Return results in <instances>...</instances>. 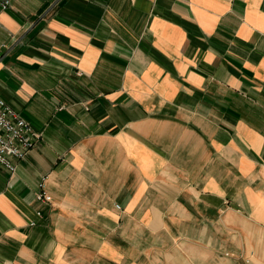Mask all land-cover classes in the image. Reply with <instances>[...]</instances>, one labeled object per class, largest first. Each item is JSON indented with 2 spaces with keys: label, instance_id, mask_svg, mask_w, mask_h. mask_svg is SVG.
Segmentation results:
<instances>
[{
  "label": "crops",
  "instance_id": "0c3cea01",
  "mask_svg": "<svg viewBox=\"0 0 264 264\" xmlns=\"http://www.w3.org/2000/svg\"><path fill=\"white\" fill-rule=\"evenodd\" d=\"M9 1L0 264H264V0Z\"/></svg>",
  "mask_w": 264,
  "mask_h": 264
},
{
  "label": "built area",
  "instance_id": "2783aa9c",
  "mask_svg": "<svg viewBox=\"0 0 264 264\" xmlns=\"http://www.w3.org/2000/svg\"><path fill=\"white\" fill-rule=\"evenodd\" d=\"M9 4V0H4L2 6L6 8ZM41 136L42 134L0 95V164L14 172L17 161L26 158ZM36 196L43 202L52 200V196L44 188V179L40 182V190Z\"/></svg>",
  "mask_w": 264,
  "mask_h": 264
}]
</instances>
